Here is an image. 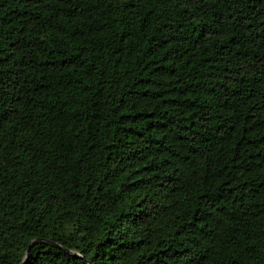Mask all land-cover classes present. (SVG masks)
<instances>
[{"label":"trees","instance_id":"16d2710c","mask_svg":"<svg viewBox=\"0 0 264 264\" xmlns=\"http://www.w3.org/2000/svg\"><path fill=\"white\" fill-rule=\"evenodd\" d=\"M0 264H264V0H0Z\"/></svg>","mask_w":264,"mask_h":264},{"label":"water","instance_id":"95a60500","mask_svg":"<svg viewBox=\"0 0 264 264\" xmlns=\"http://www.w3.org/2000/svg\"><path fill=\"white\" fill-rule=\"evenodd\" d=\"M33 244V243H32Z\"/></svg>","mask_w":264,"mask_h":264}]
</instances>
